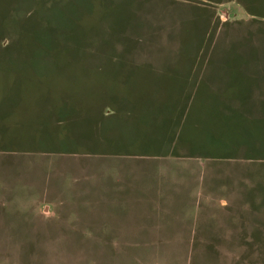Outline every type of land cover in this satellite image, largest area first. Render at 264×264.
Segmentation results:
<instances>
[{"label": "rangeland", "instance_id": "374dc122", "mask_svg": "<svg viewBox=\"0 0 264 264\" xmlns=\"http://www.w3.org/2000/svg\"><path fill=\"white\" fill-rule=\"evenodd\" d=\"M11 7L0 0V264H264V0H37L17 45ZM147 171L190 208L210 171L237 179L245 239L182 257L94 240L119 172Z\"/></svg>", "mask_w": 264, "mask_h": 264}, {"label": "crops", "instance_id": "0c3cea01", "mask_svg": "<svg viewBox=\"0 0 264 264\" xmlns=\"http://www.w3.org/2000/svg\"><path fill=\"white\" fill-rule=\"evenodd\" d=\"M8 1L13 2V7L5 11L7 16L14 17V23L11 25L16 27V35L10 39L17 45L18 30L23 28L27 31L29 28L30 32L31 21H22L23 15L32 9L37 12V0ZM133 172L135 170H132ZM216 174L210 171L206 186L201 185V189L195 193L194 207L190 208L192 203L185 194L186 190L182 192L184 188L173 187L171 181L166 182L165 176L147 171L131 182L127 181L126 175L123 176V173L119 172L117 185L109 187L113 208L115 207L117 212L114 217L105 221L102 219L95 224L97 229L94 240L130 242L129 246L135 245V242H146L143 248L153 249L156 254L161 253L163 256L165 251H168V255L174 254L176 257L196 256L209 250L221 251V244L215 242L244 240V187L236 184L237 179L231 181V185L218 184L224 177L222 174ZM99 196L100 200L106 199L102 192ZM162 198L167 202L162 204ZM176 200H181L184 204L175 212L174 206L170 204ZM258 214V211H252L250 216L253 219ZM98 218L101 219V216Z\"/></svg>", "mask_w": 264, "mask_h": 264}]
</instances>
